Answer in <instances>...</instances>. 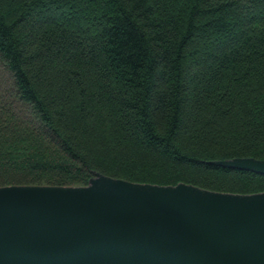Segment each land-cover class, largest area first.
I'll return each mask as SVG.
<instances>
[{
    "label": "trees",
    "instance_id": "trees-1",
    "mask_svg": "<svg viewBox=\"0 0 264 264\" xmlns=\"http://www.w3.org/2000/svg\"><path fill=\"white\" fill-rule=\"evenodd\" d=\"M264 0H0V186L264 191Z\"/></svg>",
    "mask_w": 264,
    "mask_h": 264
},
{
    "label": "water",
    "instance_id": "water-1",
    "mask_svg": "<svg viewBox=\"0 0 264 264\" xmlns=\"http://www.w3.org/2000/svg\"><path fill=\"white\" fill-rule=\"evenodd\" d=\"M264 175V160L213 161ZM0 264H264V191L140 184L0 186Z\"/></svg>",
    "mask_w": 264,
    "mask_h": 264
},
{
    "label": "rangeland",
    "instance_id": "rangeland-1",
    "mask_svg": "<svg viewBox=\"0 0 264 264\" xmlns=\"http://www.w3.org/2000/svg\"><path fill=\"white\" fill-rule=\"evenodd\" d=\"M92 177H93V176H92ZM92 177H91V178H92ZM91 178H90V179H91ZM90 179H89V180H90Z\"/></svg>",
    "mask_w": 264,
    "mask_h": 264
}]
</instances>
